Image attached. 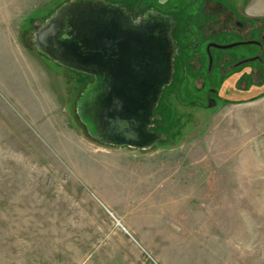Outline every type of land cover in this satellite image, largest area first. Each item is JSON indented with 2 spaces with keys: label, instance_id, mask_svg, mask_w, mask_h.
<instances>
[{
  "label": "rangeland",
  "instance_id": "rangeland-1",
  "mask_svg": "<svg viewBox=\"0 0 264 264\" xmlns=\"http://www.w3.org/2000/svg\"><path fill=\"white\" fill-rule=\"evenodd\" d=\"M72 1L30 9L18 31L35 61L0 66V264H264L262 4L102 0L174 23L172 83L153 143L136 149L89 134L79 107L90 77L34 48L32 26ZM213 10L224 11L217 30L201 34Z\"/></svg>",
  "mask_w": 264,
  "mask_h": 264
},
{
  "label": "water",
  "instance_id": "water-1",
  "mask_svg": "<svg viewBox=\"0 0 264 264\" xmlns=\"http://www.w3.org/2000/svg\"><path fill=\"white\" fill-rule=\"evenodd\" d=\"M126 12L127 9L102 0L64 3L41 25L33 26L32 43L39 56L87 75L95 83L86 85L79 107L81 125L89 134L98 137L100 133H107L116 142L110 145L144 149L153 143L151 119L161 93L172 83L171 37L170 33L165 34L167 42L162 45L134 40L142 41L145 33H141L139 24L134 21L128 23ZM123 36L129 37L127 45L122 41ZM237 45L240 43L219 48ZM160 57L163 58L161 63ZM209 60L211 63V58ZM140 73H144V78ZM110 76L122 80H113L109 85ZM139 88L145 90L142 99ZM108 91H112L110 97ZM139 103L144 107H139ZM213 105L211 101L208 107ZM144 114L146 121L141 130L139 124ZM98 140L108 144L99 137Z\"/></svg>",
  "mask_w": 264,
  "mask_h": 264
},
{
  "label": "flooded vegetation",
  "instance_id": "flooded-vegetation-1",
  "mask_svg": "<svg viewBox=\"0 0 264 264\" xmlns=\"http://www.w3.org/2000/svg\"><path fill=\"white\" fill-rule=\"evenodd\" d=\"M204 4H205V7L207 8L208 7V9L210 8V4H214V3H211L210 1H206V2H204ZM219 8H223V7H221L220 5H218V4H216ZM212 9H214V8H212ZM156 11V10H155ZM219 12L217 13V11H214L213 10V12H210V13H206L205 12V15H209V22H208V24L207 25H205L204 27L203 26H201V27H199V31H200V33L201 34H207L206 32H207V30L209 31H213V30H217V29H215V28H213L212 29V26L210 25V24H213L214 22H218L219 21V19H217L218 17L216 16V14H218V15H221L220 13H222V14H224V11H220V10H218ZM229 11V10H228ZM157 12V11H156ZM127 14H128V18H129V20H128V23L129 24H131V22L132 21H134L136 24H139V28H140V31H141V33H145L143 36H142V41L140 40V39H134V40H136V41H140V42H150V41H155V42H157V43H159L160 45H162V43H164V42H167V37H164V35L165 34H167V36H168V33H170V37H171V34H172V28H174V23H173V20L170 18V17H168V16H166V15H164L163 13H159V15H156L157 17H156V19H154V20H151L150 18H148V15H150L149 14V12H142V13H134L132 10H130V11H128L127 10V12H126ZM229 13L231 14V15H235V13L233 12V11H229ZM215 16H216V21H215ZM162 17H164V18H168L169 20H168V22L166 23V22H164V21H157V19H159V18H162ZM222 19H225V17H223ZM169 21H170V23H169ZM239 24L236 22V23H234V26H238ZM229 26H230V24H229ZM209 28V29H208ZM218 29H224V26L223 27H221V28H218ZM235 30H236V28L234 29V31L233 30H229L228 29V32H233V33H235V34H237L236 32H235ZM188 31H190L189 29H188ZM201 31H203V32H201ZM193 34V33H192ZM169 38V37H168ZM129 40V37H126V36H123L122 37V41H123V43H125L126 45L130 42V41H128ZM169 40H170V42H171V50H172V57H171V61H170V63H171V65H172V70H173V60L175 59L174 58V56H175V52H177V51H175V48H174V42L172 41V39H170L169 38ZM234 44H238V43H234ZM241 44H244V43H240V45ZM248 44V43H247ZM249 44H252L251 42H249ZM139 46H141L140 44H138ZM231 45H233V44H231ZM228 46H230V45H228ZM238 46V45H237ZM220 46H217V47H215L213 44H209L208 46H207V53H210V49H212V48H214V49H218V50H225V49H221V48H219ZM223 47H226V46H223ZM234 47H236V46H234ZM188 48H191V46H188ZM230 49V48H229ZM110 51V50H109ZM209 58H211V57H209ZM162 57H160V59H159V62L161 63L162 62ZM210 61V60H209ZM218 61V68H224V67H226V66H228V65H221V64H224L225 62H229V61H226V59H223L221 62H220V60L218 59L217 60ZM213 62V63H212ZM160 63H159V65H160ZM209 63L210 62H208V65H209ZM211 63H212V65H209V69H210V66L212 67L215 63H214V60H212L211 59ZM111 64V63H110ZM236 64H238V63H236ZM235 64V62L233 63V64H230V65H233V66H237ZM240 64V63H239ZM112 65V64H111ZM170 65V66H171ZM229 65V66H230ZM170 72H171V68H170ZM140 76L141 77H143L144 78V73L143 74H141L140 73ZM108 79H109V85H112L111 83L113 82V80H114V82H116V81H118V80H122V78L121 77H119V78H117V79H114L113 77H108ZM172 79V75H171V77H170V81H172L171 80ZM93 82H94V78H93ZM113 82V83H114ZM113 91V90H112ZM112 91H108L107 92V94H108V97H110L111 95H112ZM211 92H213V90H209V91H207V94H208V96L209 95H211ZM144 94H145V90H143L142 88H139V97L142 99L143 97H144ZM215 95V94H214ZM212 100H214V99H212V98H209L208 97V103L207 104H209V102H211ZM216 101L214 100V103H215ZM139 107H141V108H143L144 107V104H140L139 103ZM146 113V112H145ZM145 115L146 114H144L143 115V117H144V119H143V117H142V121H141V123L139 124V129H143V127H144V123H145ZM148 126H150V123H149V125ZM147 129H149V127L147 128ZM141 132V131H140Z\"/></svg>",
  "mask_w": 264,
  "mask_h": 264
},
{
  "label": "crops",
  "instance_id": "crops-1",
  "mask_svg": "<svg viewBox=\"0 0 264 264\" xmlns=\"http://www.w3.org/2000/svg\"><path fill=\"white\" fill-rule=\"evenodd\" d=\"M44 1L48 0H0L1 67H13L18 66V64L22 66V63L28 62L26 64H32L33 61H35L34 58L26 55L27 52L22 47L21 41L19 40L18 29L23 27H21L20 23L27 17L28 11L30 9H38L41 5L43 6ZM257 2L258 6L262 4V7L260 8L259 6V8L264 9V0H252L250 5H256ZM245 12L247 13L246 16L250 18H253L252 16L255 14L250 8L245 10L244 13ZM31 25L32 21L30 23V26Z\"/></svg>",
  "mask_w": 264,
  "mask_h": 264
}]
</instances>
